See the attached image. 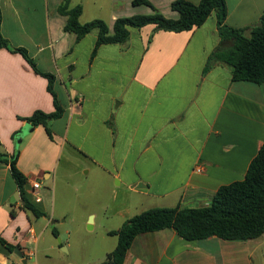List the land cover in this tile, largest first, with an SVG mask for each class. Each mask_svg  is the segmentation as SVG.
I'll use <instances>...</instances> for the list:
<instances>
[{"label": "crops", "instance_id": "crops-1", "mask_svg": "<svg viewBox=\"0 0 264 264\" xmlns=\"http://www.w3.org/2000/svg\"><path fill=\"white\" fill-rule=\"evenodd\" d=\"M133 1L71 0V5L82 6V24L102 19L112 33L117 19L153 12ZM148 1L166 18L178 19L171 8L175 0ZM225 1V23L248 36L264 15V0ZM61 3L0 0L3 38L24 48L40 72L55 77L52 88L63 110L49 121L52 137L42 125L33 126L27 118L34 112L56 111L49 81L22 54L0 49V155L9 161L17 156L26 198L44 214L36 217L24 207L10 165L0 162V239L21 253L0 240V264L61 263L53 259V245L41 244L53 233L54 221L46 215L40 189L47 185L54 191L63 157L84 160L85 173L101 178L115 199L121 195V205L110 213L104 209L99 219L103 235L117 238L109 232L145 210L209 206L220 187L244 179L264 143V84L233 81L231 68L215 60L204 73L223 43L215 12L191 31L128 27L125 43L103 44L93 56L97 31L78 41L65 30ZM98 215L87 213L89 230L96 228ZM256 263L264 264V235L186 241L172 229L138 235L124 262Z\"/></svg>", "mask_w": 264, "mask_h": 264}, {"label": "trees", "instance_id": "trees-1", "mask_svg": "<svg viewBox=\"0 0 264 264\" xmlns=\"http://www.w3.org/2000/svg\"><path fill=\"white\" fill-rule=\"evenodd\" d=\"M133 3L146 5L153 12L148 15L117 19L114 22L112 33H110L108 24L102 19H94L82 24L80 22L82 6H72L71 0H62L59 13L67 16L65 30L75 33L78 41L90 32L97 31L94 56L97 48L103 44L125 43L130 34L128 27L139 29L154 25L156 30L162 31L178 33L191 31L203 25L212 12H215L219 35L223 43L209 58L204 73L208 72L212 61L215 60L231 68L233 81L264 84V15L260 18L259 24L251 28L249 35L246 36L245 30L232 28L225 23L227 16L225 0H201L198 4L187 0H175L171 8L178 12V19L166 18L148 0H134ZM1 22L0 11V28ZM228 42L230 44H227ZM2 48L22 54L35 73L48 79V89L54 97L56 111L51 114L36 111L27 120L33 126L42 125L52 137L49 121L61 117L63 113L52 88L55 77L52 74L40 72L27 51L24 48L12 47L3 38L0 30V49ZM0 162L10 165L12 176L24 200V207L36 217L43 216L44 214L26 198L24 191L26 178L17 167V156L9 161L4 155H0ZM164 229L174 230L180 238L186 241L207 239L212 236L227 241H247L264 235V143L251 161L244 179L220 187L209 206L200 208L154 207L131 217L118 231L109 232V235L117 236V245L112 252L107 254L105 262L124 264L127 253L138 235ZM53 234L58 236L55 228ZM0 240L9 251L15 250V247Z\"/></svg>", "mask_w": 264, "mask_h": 264}, {"label": "rangeland", "instance_id": "rangeland-1", "mask_svg": "<svg viewBox=\"0 0 264 264\" xmlns=\"http://www.w3.org/2000/svg\"><path fill=\"white\" fill-rule=\"evenodd\" d=\"M87 170L84 160L77 157L67 160L63 157L58 166L54 191L52 186L47 185L40 189L46 215L54 221L50 229L58 231L57 237L48 231L44 235L45 242L41 241V244L43 247L46 243L54 246L53 259L60 261V264H107L106 253L110 252L113 243H117L116 237L103 235L99 219L104 209L110 213L112 208L121 205V195L115 199L101 178L93 173H85ZM90 210L99 213L94 230H89L85 223ZM31 249L35 250V246L32 245ZM27 260L31 262V259Z\"/></svg>", "mask_w": 264, "mask_h": 264}, {"label": "built area", "instance_id": "built-area-1", "mask_svg": "<svg viewBox=\"0 0 264 264\" xmlns=\"http://www.w3.org/2000/svg\"><path fill=\"white\" fill-rule=\"evenodd\" d=\"M199 171V170H198ZM40 188V184L38 183V182H34L33 183V189L34 190H38ZM31 256L33 255V254H30Z\"/></svg>", "mask_w": 264, "mask_h": 264}, {"label": "water", "instance_id": "water-1", "mask_svg": "<svg viewBox=\"0 0 264 264\" xmlns=\"http://www.w3.org/2000/svg\"><path fill=\"white\" fill-rule=\"evenodd\" d=\"M15 253L18 254L19 256H21V253L19 252V249H16Z\"/></svg>", "mask_w": 264, "mask_h": 264}]
</instances>
